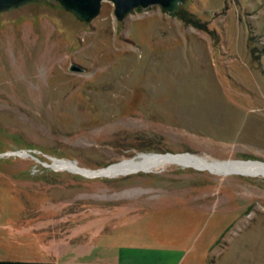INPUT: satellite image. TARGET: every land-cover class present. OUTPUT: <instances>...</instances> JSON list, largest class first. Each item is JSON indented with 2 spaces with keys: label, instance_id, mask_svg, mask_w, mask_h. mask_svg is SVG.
Instances as JSON below:
<instances>
[{
  "label": "rangeland",
  "instance_id": "1",
  "mask_svg": "<svg viewBox=\"0 0 264 264\" xmlns=\"http://www.w3.org/2000/svg\"><path fill=\"white\" fill-rule=\"evenodd\" d=\"M113 9L0 12V264L106 261L121 246L134 263L264 264V173L62 166L264 162V0Z\"/></svg>",
  "mask_w": 264,
  "mask_h": 264
},
{
  "label": "bare ground",
  "instance_id": "2",
  "mask_svg": "<svg viewBox=\"0 0 264 264\" xmlns=\"http://www.w3.org/2000/svg\"><path fill=\"white\" fill-rule=\"evenodd\" d=\"M19 154V153H17ZM21 156L27 155L25 152L20 153ZM61 162L59 160L55 161ZM64 162V161H63ZM166 162H179L184 164H191L201 168H206L212 172L225 171L228 173H264V162L258 161H231V162H221V163H209L201 160L200 158L184 153L177 154H160L152 156H144L141 160L131 159L124 160L119 163H113L112 165L99 170H84L78 168L73 163L66 161L62 166L74 171L81 172L87 175H116L122 173H130L139 170H146L153 168L154 166L166 163Z\"/></svg>",
  "mask_w": 264,
  "mask_h": 264
},
{
  "label": "water",
  "instance_id": "3",
  "mask_svg": "<svg viewBox=\"0 0 264 264\" xmlns=\"http://www.w3.org/2000/svg\"><path fill=\"white\" fill-rule=\"evenodd\" d=\"M38 1H42V0H0V12L17 8L29 2H38ZM56 1H58L66 10L73 13L79 20L84 22H90L98 14L102 0H56ZM111 1L113 2L114 5L113 13L118 20H122L129 11H131L136 7L145 8L152 4H159L165 10L172 12L175 11L180 4L185 2V0H111ZM68 68L73 71L84 70L83 66L75 62H70ZM165 153H158V154H165ZM229 160H238V159H229Z\"/></svg>",
  "mask_w": 264,
  "mask_h": 264
},
{
  "label": "crops",
  "instance_id": "4",
  "mask_svg": "<svg viewBox=\"0 0 264 264\" xmlns=\"http://www.w3.org/2000/svg\"><path fill=\"white\" fill-rule=\"evenodd\" d=\"M57 234V233H56ZM125 255L127 257H131L133 255H136L133 250H131L130 247L125 246L124 248L121 246L119 247V251H118V255L115 256L113 259L111 260H106V261H68L66 263H61L58 261H44V260H36V261H29V262H22L21 264H173L170 263V261H168V257L166 259V261L160 262V263H134L132 261H128L127 259H122V256ZM176 255V254H175ZM183 255V252L179 253L178 255L174 256L175 257V261L177 260L179 261L181 259Z\"/></svg>",
  "mask_w": 264,
  "mask_h": 264
},
{
  "label": "trees",
  "instance_id": "5",
  "mask_svg": "<svg viewBox=\"0 0 264 264\" xmlns=\"http://www.w3.org/2000/svg\"><path fill=\"white\" fill-rule=\"evenodd\" d=\"M193 24H196V23L193 22ZM196 25H197V24H196Z\"/></svg>",
  "mask_w": 264,
  "mask_h": 264
}]
</instances>
